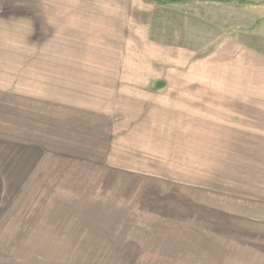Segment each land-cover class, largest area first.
I'll return each instance as SVG.
<instances>
[{"label": "rangeland", "instance_id": "1", "mask_svg": "<svg viewBox=\"0 0 264 264\" xmlns=\"http://www.w3.org/2000/svg\"><path fill=\"white\" fill-rule=\"evenodd\" d=\"M228 6L0 0V264H163L182 195L264 182V82L197 33Z\"/></svg>", "mask_w": 264, "mask_h": 264}, {"label": "crops", "instance_id": "2", "mask_svg": "<svg viewBox=\"0 0 264 264\" xmlns=\"http://www.w3.org/2000/svg\"><path fill=\"white\" fill-rule=\"evenodd\" d=\"M219 1H226L234 10L226 9L222 12L224 15H214L209 22L214 29L208 31V25H202L203 29L197 28V33H212L211 43H216L213 47L219 50L237 51L236 54L229 53L227 56L231 62L223 65L239 66V73L244 78L253 72L258 82H264V0ZM241 9L247 10L248 14L239 15L236 10ZM199 37L197 41L200 42L209 40L207 36ZM228 99L230 103V97ZM18 144L20 154L23 147ZM12 149L11 142H0L3 164L0 186L2 177L6 176L4 173L11 176ZM6 165L8 169H5ZM263 169L262 166L259 171ZM200 190L202 188L197 186L196 196L188 199L181 196L178 217L164 215L163 264H264V182L245 197L246 201L244 197V201L241 198L237 201L230 193H227V200L215 197L213 189L208 188L203 190L211 192H205L201 200Z\"/></svg>", "mask_w": 264, "mask_h": 264}]
</instances>
